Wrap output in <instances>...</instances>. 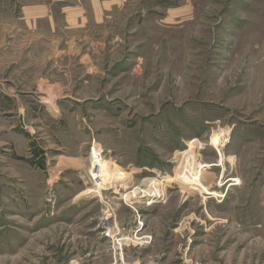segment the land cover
Listing matches in <instances>:
<instances>
[{
	"label": "rangeland",
	"instance_id": "rangeland-1",
	"mask_svg": "<svg viewBox=\"0 0 264 264\" xmlns=\"http://www.w3.org/2000/svg\"><path fill=\"white\" fill-rule=\"evenodd\" d=\"M126 263L264 264V0H0V264Z\"/></svg>",
	"mask_w": 264,
	"mask_h": 264
},
{
	"label": "bare ground",
	"instance_id": "bare-ground-1",
	"mask_svg": "<svg viewBox=\"0 0 264 264\" xmlns=\"http://www.w3.org/2000/svg\"><path fill=\"white\" fill-rule=\"evenodd\" d=\"M213 140L218 143L219 141H221V136L218 133H214L213 134ZM226 141H228V139H226ZM199 143H200V140L197 137H192L188 143V149L185 151H182L180 153L182 155V159L180 161V166L176 170V174H175L174 179L178 180V178L185 176L186 179L183 177L184 178L183 180H186L188 183H191V184L196 185L198 187L200 186V187H202V189L207 190L206 185H204L202 183V178L197 177L193 173L194 171H191L192 162L190 163V160L192 161V158L194 157V154H195V150H196L197 145ZM221 157H223V155ZM99 167L100 166L96 162L95 163V170L97 171L99 169ZM182 167H183V169H182ZM97 178H98V176H97ZM118 179H122L120 173L116 172L114 169H109L107 167H103L102 168V179H100L98 181V188H100L99 189L100 195L102 196V194H101L102 189H105L106 184L113 183ZM231 180H236V179L231 178L228 181H231ZM154 181H158V179H154ZM161 181L162 180H159V182H161ZM126 197H127V199H129L128 194L126 195Z\"/></svg>",
	"mask_w": 264,
	"mask_h": 264
},
{
	"label": "built area",
	"instance_id": "built-area-1",
	"mask_svg": "<svg viewBox=\"0 0 264 264\" xmlns=\"http://www.w3.org/2000/svg\"><path fill=\"white\" fill-rule=\"evenodd\" d=\"M126 264H129V263H126Z\"/></svg>",
	"mask_w": 264,
	"mask_h": 264
}]
</instances>
